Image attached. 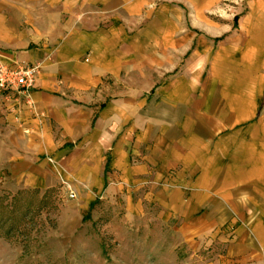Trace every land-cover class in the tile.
Listing matches in <instances>:
<instances>
[{"label": "crops", "instance_id": "obj_1", "mask_svg": "<svg viewBox=\"0 0 264 264\" xmlns=\"http://www.w3.org/2000/svg\"><path fill=\"white\" fill-rule=\"evenodd\" d=\"M18 2L0 0V52L44 64L33 107L0 103L10 173L41 192L82 143L206 264H264V0Z\"/></svg>", "mask_w": 264, "mask_h": 264}, {"label": "rangeland", "instance_id": "obj_2", "mask_svg": "<svg viewBox=\"0 0 264 264\" xmlns=\"http://www.w3.org/2000/svg\"><path fill=\"white\" fill-rule=\"evenodd\" d=\"M64 1L32 0L33 12ZM81 145L40 165L46 178L38 193L25 187L23 172L10 173L0 150V218H12L0 227V264H206L214 257L208 249L190 252L170 224L158 222L151 200L138 207L149 192L110 194L98 166L92 177ZM8 203L9 211L1 206Z\"/></svg>", "mask_w": 264, "mask_h": 264}, {"label": "built area", "instance_id": "obj_3", "mask_svg": "<svg viewBox=\"0 0 264 264\" xmlns=\"http://www.w3.org/2000/svg\"><path fill=\"white\" fill-rule=\"evenodd\" d=\"M44 62L26 64L18 58L6 59L0 52V103L26 104L33 107L32 92L36 88ZM74 198V192L71 191Z\"/></svg>", "mask_w": 264, "mask_h": 264}, {"label": "trees", "instance_id": "obj_4", "mask_svg": "<svg viewBox=\"0 0 264 264\" xmlns=\"http://www.w3.org/2000/svg\"><path fill=\"white\" fill-rule=\"evenodd\" d=\"M36 193H38L39 191H35ZM16 200H17V198H14L13 199V201H14V204H16L15 202H16ZM2 206V208L4 209V210H6V209H8V211L9 210H11V208L14 206V205H12V203L11 204H6V205H1ZM12 214H14V212L12 211ZM3 218H0V227H1V225L3 226V225H10V221H12V218H11V216H10V218H8V219H5L4 221L2 220ZM13 229L12 228H10L9 229V232H11Z\"/></svg>", "mask_w": 264, "mask_h": 264}]
</instances>
